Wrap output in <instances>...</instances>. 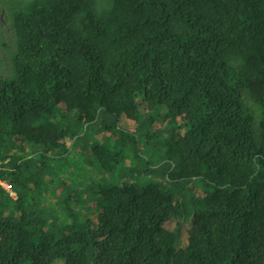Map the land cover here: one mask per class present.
I'll list each match as a JSON object with an SVG mask.
<instances>
[{"label":"trees","instance_id":"16d2710c","mask_svg":"<svg viewBox=\"0 0 264 264\" xmlns=\"http://www.w3.org/2000/svg\"><path fill=\"white\" fill-rule=\"evenodd\" d=\"M5 1L0 264H264V0Z\"/></svg>","mask_w":264,"mask_h":264},{"label":"rangeland","instance_id":"374dc122","mask_svg":"<svg viewBox=\"0 0 264 264\" xmlns=\"http://www.w3.org/2000/svg\"><path fill=\"white\" fill-rule=\"evenodd\" d=\"M21 1V0H20ZM110 9V0H98L97 5V11L99 13H105ZM17 56H18V44L16 41V38L11 30V14L9 10V4L5 0H0V73L5 77L9 79H14V69L16 67L17 62ZM13 76V77H12ZM249 93V92H248ZM250 94V93H249ZM243 96H248L247 93H243ZM247 102L251 108L254 110L257 116V121L260 120L261 117V110L258 108L257 104L254 102L251 96L247 97ZM163 108L159 109L158 111L162 115L164 113ZM159 112H151L149 117L152 118L153 124L151 123L148 125L147 129L155 130L158 127H160V122L162 123V120L159 118ZM120 127L127 131H135L137 127L132 128L130 125V122L127 120H123L121 122ZM259 130H261L260 127V121L258 123ZM261 132V131H260ZM116 145L119 144L116 140L114 141ZM141 154L144 152H147L148 148L146 146L141 145ZM146 166L144 165L143 160H138V162L132 161V159H128L126 162L124 159L121 161V167L120 171L117 173V179L122 180L126 178L133 177L132 180L134 182L138 181L139 178L138 173L143 170ZM136 181H135V180ZM148 180V179H147ZM147 180L145 182H139L140 185H144L147 183ZM0 185L1 182H0ZM4 187L9 189L7 185L4 184ZM209 192L208 188H205L204 190H199V195L203 196L205 193Z\"/></svg>","mask_w":264,"mask_h":264},{"label":"built area","instance_id":"2783aa9c","mask_svg":"<svg viewBox=\"0 0 264 264\" xmlns=\"http://www.w3.org/2000/svg\"><path fill=\"white\" fill-rule=\"evenodd\" d=\"M10 191V189H8ZM12 196L15 197V194L12 193Z\"/></svg>","mask_w":264,"mask_h":264}]
</instances>
